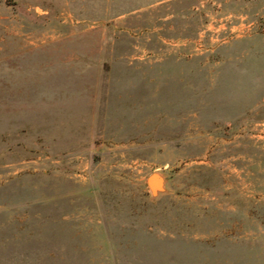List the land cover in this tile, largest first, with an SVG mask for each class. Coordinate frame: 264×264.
<instances>
[{
    "label": "rangeland",
    "instance_id": "obj_1",
    "mask_svg": "<svg viewBox=\"0 0 264 264\" xmlns=\"http://www.w3.org/2000/svg\"><path fill=\"white\" fill-rule=\"evenodd\" d=\"M0 264H264V0H0Z\"/></svg>",
    "mask_w": 264,
    "mask_h": 264
},
{
    "label": "water",
    "instance_id": "obj_2",
    "mask_svg": "<svg viewBox=\"0 0 264 264\" xmlns=\"http://www.w3.org/2000/svg\"><path fill=\"white\" fill-rule=\"evenodd\" d=\"M157 176L156 174H151L150 176H148L147 178V185L149 186L151 192L154 194L157 190H161V186H162V179L160 178L159 180V184L156 186L153 183V177Z\"/></svg>",
    "mask_w": 264,
    "mask_h": 264
},
{
    "label": "bare ground",
    "instance_id": "obj_3",
    "mask_svg": "<svg viewBox=\"0 0 264 264\" xmlns=\"http://www.w3.org/2000/svg\"><path fill=\"white\" fill-rule=\"evenodd\" d=\"M152 180H153L154 185L157 186L159 184L160 177L159 176H154Z\"/></svg>",
    "mask_w": 264,
    "mask_h": 264
}]
</instances>
